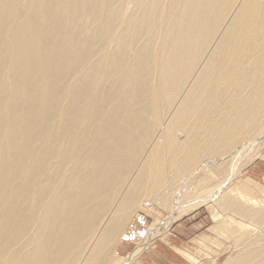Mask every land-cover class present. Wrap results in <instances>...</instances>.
Listing matches in <instances>:
<instances>
[{"label":"bare ground","instance_id":"6f19581e","mask_svg":"<svg viewBox=\"0 0 264 264\" xmlns=\"http://www.w3.org/2000/svg\"><path fill=\"white\" fill-rule=\"evenodd\" d=\"M263 145L264 0H0V264H264Z\"/></svg>","mask_w":264,"mask_h":264},{"label":"rangeland","instance_id":"374dc122","mask_svg":"<svg viewBox=\"0 0 264 264\" xmlns=\"http://www.w3.org/2000/svg\"><path fill=\"white\" fill-rule=\"evenodd\" d=\"M258 156L255 158V160L252 162L248 168H244L240 171V179H244L247 176L254 178L259 182V184L262 186L264 190V145L263 147L261 146L260 150H258ZM242 172V175H241ZM258 198L261 197V193H256ZM154 200H147L145 204L148 206V210L143 211H137L132 217L131 221L126 225L124 228L123 233L121 234L119 238V243H117L116 248L113 251L114 256L117 254L126 256L129 254V252L133 251L134 248H136L139 244H143L145 241V236L148 232V227L149 225L156 219L160 217H164L168 215V210L165 209L163 206H161L158 202ZM166 210V211H165ZM167 212V213H166ZM165 214V215H164ZM213 225V219L211 216L210 210L203 206L193 212L190 215L182 217L179 221L175 222L173 226L170 227L169 231L167 234H165L162 238H158L157 243L159 246L161 244H166V242L172 243V240H170L168 237L172 231L173 227H182L183 229L181 230L183 232V235L185 237V241L178 240L179 245H184L186 244L187 248H190L193 251H201L200 248H195V247H189V240L193 238L196 235L199 234H204L206 236H211L213 238H216L218 241L223 242L224 245L229 246V242L222 238L221 236H218L216 234H213L212 232L209 231V227ZM127 228V229H126ZM167 240V241H166ZM166 241V242H165ZM229 243V244H228ZM177 245V244H175ZM126 247L132 248L126 253ZM168 248L170 251H166L170 256L171 253H175L174 258L177 262L180 264H192L189 258H184L182 255H180L177 251L174 249H171L170 246L168 245ZM163 249V248H162ZM164 250V249H163ZM173 251V252H172ZM171 252V253H170ZM229 251H226L225 253H222L221 256L219 257L218 261L223 262L226 257L230 254H228ZM162 258V257H159Z\"/></svg>","mask_w":264,"mask_h":264},{"label":"crops","instance_id":"0c3cea01","mask_svg":"<svg viewBox=\"0 0 264 264\" xmlns=\"http://www.w3.org/2000/svg\"><path fill=\"white\" fill-rule=\"evenodd\" d=\"M183 228L182 227H173L172 228V231H171V233H170V235H169V239L170 240H172V243H175V244H177V245H179V242H177V239L178 240H182V241H185L184 239H185V237L186 236H184L183 235V232L181 231ZM159 246V245H158ZM159 247H161V248H163L165 251H170V249L167 247V245L166 244H161ZM130 249H132V248H130ZM129 249V247H126V253H127V251H129L130 250ZM173 252V251H172ZM171 253V252H170ZM171 255H173V256H175V253L173 252V253H171ZM168 255H166V257H167ZM173 256H171V257H173ZM153 257L154 258H156V259H158V261L161 263V264H173L168 258L169 257H167V258H159L157 255L156 256H154L153 255ZM152 257V258H153ZM145 258H151V256L147 253V255H146V257ZM172 259H174V258H172Z\"/></svg>","mask_w":264,"mask_h":264}]
</instances>
